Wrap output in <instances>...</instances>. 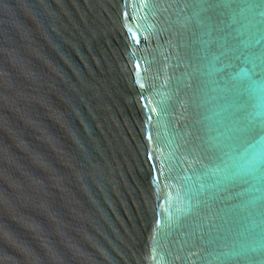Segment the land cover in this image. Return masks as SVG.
I'll use <instances>...</instances> for the list:
<instances>
[{
	"label": "water",
	"instance_id": "95a60500",
	"mask_svg": "<svg viewBox=\"0 0 264 264\" xmlns=\"http://www.w3.org/2000/svg\"><path fill=\"white\" fill-rule=\"evenodd\" d=\"M0 264H264V0H0Z\"/></svg>",
	"mask_w": 264,
	"mask_h": 264
}]
</instances>
